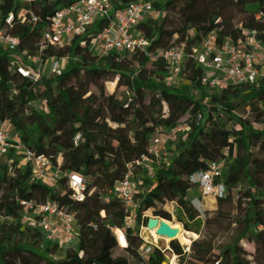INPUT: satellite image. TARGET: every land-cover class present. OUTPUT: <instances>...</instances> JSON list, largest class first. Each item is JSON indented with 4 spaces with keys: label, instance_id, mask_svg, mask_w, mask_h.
<instances>
[{
    "label": "trees",
    "instance_id": "16d2710c",
    "mask_svg": "<svg viewBox=\"0 0 264 264\" xmlns=\"http://www.w3.org/2000/svg\"><path fill=\"white\" fill-rule=\"evenodd\" d=\"M77 1L0 0V30L19 42L16 52L0 48V123H8L28 150L44 154L59 173L77 174L84 183V201L78 203L67 183L52 188L34 184L31 171L12 153L0 159V264H129L114 257L118 245L112 233L123 229L125 208L116 200L101 201L124 180L128 167L138 187V227L146 226L148 214L172 222L160 209L171 203L174 223L199 237L188 254L173 241L169 252H155L156 259L148 264H163L172 255L179 264H264V81L212 92L201 85L202 70L190 59L182 73L184 86L173 91L164 84L169 68L162 61L151 63L141 52L94 57L91 35L41 53L44 64L66 60L58 78L32 83L8 73L14 60L29 67L48 20ZM140 1L149 0H112V7L117 11ZM156 9L161 18L138 27L152 53L180 48L190 54L209 35L219 44L230 39L236 45L249 33L264 46V0H171ZM23 12L32 13L37 22L29 16L21 22ZM10 15L14 20L7 26ZM103 27L98 24L94 31ZM109 84H115L113 93ZM92 88L97 94L88 99ZM238 109L254 117L237 114ZM180 127L187 131L164 143L167 164L148 180L139 165L148 138ZM238 151L244 154L241 167L234 165ZM218 162L225 164L220 182L227 195L205 197L197 209L188 200L194 189L190 180ZM207 199L215 203L212 211L203 206ZM51 201L84 230L78 246L64 253L44 246L41 233L20 223L23 202ZM126 236L123 252L136 256L144 243L132 232ZM41 246L44 257L37 253Z\"/></svg>",
    "mask_w": 264,
    "mask_h": 264
},
{
    "label": "built area",
    "instance_id": "2783aa9c",
    "mask_svg": "<svg viewBox=\"0 0 264 264\" xmlns=\"http://www.w3.org/2000/svg\"><path fill=\"white\" fill-rule=\"evenodd\" d=\"M33 1L35 0H18L20 4H30ZM167 1L171 0L140 1L114 11L112 0H78L71 7L60 10L48 20V27L37 45L38 51L35 56L29 58V67L25 68L14 60L7 71L10 74L17 73L32 83H38L42 78H58L65 69L66 60H51L44 64L41 53L47 48L63 47L74 39L91 35V52L94 57L102 58L114 53L124 58L130 57L134 52H141L147 55L151 63L162 61L169 68L164 82L169 88L181 79L184 65L190 59H193L202 70L201 85L212 92L220 93L229 86L258 84L264 81V46L255 40L253 34L248 33L246 40L236 45L230 39H224L219 44L215 35H209L198 47L192 48L190 54L180 48L168 52H150L151 44L139 34L138 27L143 22L158 21L162 12L158 11L156 6H162ZM26 16H29L33 23L37 22V18L32 13L25 12L19 16V20L24 22ZM13 20L14 17L10 15L6 19V25L10 26ZM98 24H104V27L95 32L94 28ZM190 35H193V32ZM18 43L16 38L0 30V48L3 51L16 52ZM151 63L148 66H151ZM185 131L186 128L180 127L166 136L155 132L148 138L146 153L139 163L148 180H154L158 166L167 164L164 159L166 155L162 138L173 140L177 134ZM75 140L78 142L80 137H76ZM11 153L20 160L23 167L31 171L34 184L52 188L57 183H67L73 193V199L78 203L84 201V183L79 175L59 173L52 161L44 154L28 150L8 123H0V159ZM224 169V162L211 163L206 172L191 178L190 181L200 196L199 199L193 200L199 207L192 202L197 209H200V202L205 197L223 199L227 195L226 186L220 182ZM137 193L138 187L133 172L131 167H128L124 180L117 182L109 198L101 201L109 204L110 200H116L124 206L127 213L124 227L112 230L113 237L118 249L123 251L128 248L126 232L139 236L144 245L137 250L136 258L142 264H148L150 258L156 259L155 252L165 255L170 249L159 247L158 241H166L165 239L153 236L152 240H147L143 237L141 231L144 230V224L138 227L136 218ZM21 205L23 212L20 223L41 233L44 246H56L64 252L78 246L84 230L78 227L76 219L65 214L57 203L51 201L45 205H38L35 202H23ZM101 217H105L104 213ZM91 228L96 229L93 226ZM135 228H139L137 235ZM185 253L188 254L189 249L185 250ZM177 259L173 256L169 264H176Z\"/></svg>",
    "mask_w": 264,
    "mask_h": 264
},
{
    "label": "rangeland",
    "instance_id": "374dc122",
    "mask_svg": "<svg viewBox=\"0 0 264 264\" xmlns=\"http://www.w3.org/2000/svg\"><path fill=\"white\" fill-rule=\"evenodd\" d=\"M185 66H186V63H185V65H184V70H185ZM184 70H183V72H184ZM182 72V73H183ZM183 74H182V76H181V79L178 81V82H176L173 86H172V90L173 91H178V90H180L183 86H184V83H183V81H182V79H183ZM165 84V83H164ZM108 89H109V92L110 93H113L114 92V90H115V84H109L108 85ZM97 94V91H96V89H94V88H92L91 89V91H90V94H89V97H88V99H91L92 97H94L95 95ZM212 105H214L213 103H210V106H212ZM237 113V112H236ZM248 113V112H247ZM237 114H239V113H237ZM240 115H242V116H245V117H248V118H251L250 116H248V114H240ZM162 140L164 141V143L165 142H167L168 141V139H167V137H163L162 138ZM243 159H244V154H243V152H236V156H235V163H234V165L236 166V167H241L242 166V164H243ZM233 163V162H232ZM248 171L251 173L252 172V167L251 166H249V168H248ZM140 180H141V178L140 177H138V181L140 182ZM199 199L200 198V196H199V192L197 191V190H195V189H193L192 191H190L189 193H188V200L189 201H191V202H193V200L194 199ZM194 203V202H193ZM195 204V203H194ZM196 205V204H195ZM197 206V205H196ZM203 206H204V208H205V210L206 211H212L213 209H215V203L212 201V200H205L204 201V203H203ZM174 205H172L171 203H169V204H165V206H164V208L162 209V208H160L164 213H166L167 215H169L170 217H172V222H168V221H166V220H159V221H165V222H167L169 225H171V226H176V227H178L181 231H183L184 232V230L182 229V227L180 226V225H177V224H175L174 223V214H175V210H174ZM197 207H199V206H197ZM149 215V219L150 218H153L152 217V214H148ZM143 229L144 230H142L141 232H142V235H143V237L145 238V239H149V240H152V238H153V235L152 234H150L148 231H146V226L144 225V227H143ZM144 231H146V232H144ZM186 233V232H185ZM137 234H139V228H135V235H137ZM198 236H196V239H191V240H189L190 241V245H184L182 242H180L179 240H176V242H178V244L182 247V248H184V250H187V249H190V247H191V245H192V243L194 242V241H196V240H198ZM190 239V238H189ZM170 244H171V241L170 242H166V241H158V245H159V247L161 248V249H166V248H169L170 249ZM42 249H43V246H41L40 248H39V250H37V253L39 254V255H41V256H43L44 257V254H43V252H42ZM250 252H252V250H251V248H247ZM63 253H64V251H62ZM174 255H172V256H170V257H166V259H165V264H169V261L171 260V258L173 257ZM114 257H124V258H126L127 260H128V263L129 264H142V262L140 261V260H138L137 258H136V256H131V255H126L125 254V252H123L122 250H120V249H117V250H115V253H114ZM58 259V258H57ZM176 264H179V260L177 259V261H176Z\"/></svg>",
    "mask_w": 264,
    "mask_h": 264
},
{
    "label": "water",
    "instance_id": "95a60500",
    "mask_svg": "<svg viewBox=\"0 0 264 264\" xmlns=\"http://www.w3.org/2000/svg\"><path fill=\"white\" fill-rule=\"evenodd\" d=\"M146 230L151 233V231H156V235L162 239H173L171 242L176 241V231L172 230L169 224L165 221H159L156 218H150L146 222Z\"/></svg>",
    "mask_w": 264,
    "mask_h": 264
},
{
    "label": "bare ground",
    "instance_id": "6f19581e",
    "mask_svg": "<svg viewBox=\"0 0 264 264\" xmlns=\"http://www.w3.org/2000/svg\"><path fill=\"white\" fill-rule=\"evenodd\" d=\"M237 113H239V114H248L245 110H243V109H238L237 110ZM248 116H250V117H254L253 115H250V114H248ZM171 228H172V230H175L176 231V237L174 238L175 240H179L180 242H182L184 245H190V241L189 240H191V239H196V235H193V234H188V233H185V232H183V231H181L178 227H176V226H171V225H169ZM144 232H146V231H144ZM150 234H152L153 236H155V237H157V235H156V231L154 230V231H151V233ZM190 238V239H189ZM166 240V242H170V241H172L173 239H165ZM174 264V263H173Z\"/></svg>",
    "mask_w": 264,
    "mask_h": 264
}]
</instances>
